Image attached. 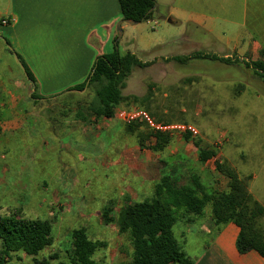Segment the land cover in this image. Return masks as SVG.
Returning <instances> with one entry per match:
<instances>
[{"label":"rangeland","instance_id":"rangeland-1","mask_svg":"<svg viewBox=\"0 0 264 264\" xmlns=\"http://www.w3.org/2000/svg\"><path fill=\"white\" fill-rule=\"evenodd\" d=\"M157 18L158 25L151 26L159 30L166 18ZM147 31L155 32L152 28ZM187 34L193 42L190 47L171 43L149 54L136 49L139 58H150L153 63L135 67L124 88L126 95H149L151 111L157 112L162 121L189 122L198 128L199 135L183 144L185 150L178 146L185 140L184 135L174 134L170 149L156 153L146 147L143 151L135 134H130L127 125L115 117L83 122L74 119L73 112L65 121L81 126L68 127L65 132L74 139H59L55 130L42 122L33 124L32 120L18 130L4 134L0 131V212L53 223V243L39 257L57 255L51 259L52 264H69L72 231L85 227L92 239L105 242L95 256L98 264L129 261V238L120 233L116 220L105 222L104 209L111 208V216L116 219L122 207L153 197L160 178L173 176L177 171L181 172L176 175L181 184L193 185L191 166L204 189H214L222 187V176L210 167H216V161L227 162L264 204V83L253 70L242 65L210 59L186 63L167 60L197 51L228 53L204 33L188 28ZM78 94H86L88 99L94 95L88 88ZM63 96L56 98L63 101ZM47 104L39 103L36 108ZM140 130L149 129L142 126ZM195 139L217 151L204 173L198 172L199 168L195 170L191 158L187 165L178 168L176 164V154L181 151L195 157V146H188V141L194 143ZM154 155H162V159L151 163ZM210 208L208 204L206 210ZM175 232L180 238L179 230ZM6 264H33V257L13 253Z\"/></svg>","mask_w":264,"mask_h":264},{"label":"crops","instance_id":"crops-1","mask_svg":"<svg viewBox=\"0 0 264 264\" xmlns=\"http://www.w3.org/2000/svg\"><path fill=\"white\" fill-rule=\"evenodd\" d=\"M155 1L152 17L133 24L123 18L118 0H0L2 134L18 130L32 120L33 124L42 122L48 129L55 130L54 135L59 139L67 136L74 139L75 136L66 134L65 130L81 126L80 123H67L64 117H58L57 121H51L48 116L42 120L34 117L50 107L36 108L33 105L30 98L35 91L33 83L26 77L14 52L36 77L39 92L46 96L54 95L52 98L84 82L97 57L111 53L115 48L137 55L136 49L149 54L157 49L163 50L171 43L190 47L193 42L187 34L188 28L204 33L208 39L222 46L229 53L225 56L236 53L241 58H261L264 49V0ZM158 15L166 18L159 24V30L151 26L153 23L158 25ZM4 20L9 23L4 24ZM148 28L155 32L149 33ZM140 59L151 61L150 58ZM185 142L182 140L178 145L182 150H185ZM171 146L172 142L166 149ZM188 146L193 148L195 144L188 141ZM195 149V157H190L185 151L176 154V164L178 168L182 167L191 158L195 162V170L199 168L198 172L204 173L211 159L201 163L196 146ZM161 156L154 155L151 163L162 159ZM192 168L189 170L191 177L196 174ZM210 168L216 173L215 167ZM178 174L181 172L173 175ZM221 176L222 187L205 189L208 193L226 187L228 181ZM248 189L261 202L256 192L249 186ZM206 206L203 214L192 216L191 220L184 218L174 226L175 236L194 264H264V257L255 250L240 253L236 246L239 227L233 222L217 225L211 208L206 210ZM175 229L179 230L180 238Z\"/></svg>","mask_w":264,"mask_h":264},{"label":"trees","instance_id":"trees-1","mask_svg":"<svg viewBox=\"0 0 264 264\" xmlns=\"http://www.w3.org/2000/svg\"><path fill=\"white\" fill-rule=\"evenodd\" d=\"M118 1L123 18L137 22L149 20L156 6L155 0ZM19 59L35 84V91L30 97L33 105L48 103L45 107H50L45 113L42 111L39 114L40 120L47 114L51 121H57L58 117L66 118L73 112L76 120L97 121L104 117L113 118L115 107L122 104L130 106L132 103L143 105L157 121L163 120L157 112L151 111L149 95L140 97L124 94L133 69L148 67L153 63L143 61L132 51L121 52L115 48L111 53L99 55L87 79L68 88L62 94L63 101L57 98L54 100V95L41 94L36 77L20 56ZM192 59H210L228 65H242L253 70L264 83V49L258 60L241 58L236 53L225 56L200 51L167 58L180 63ZM86 88L94 93L90 99L86 98V94H78ZM72 105H75L73 109ZM142 126H145L142 122L129 124L127 131L135 134L142 149L148 147L156 153L164 152L172 141V135L140 130ZM184 138L189 140L191 136L185 134ZM201 142L200 139H195L194 144L199 161L205 163L214 158L217 151L203 146ZM215 168L228 181L223 190L208 193L195 175L192 176L193 185L181 184L176 175L162 176L155 185L153 197L128 203L120 209L116 219L111 216V208L104 209L105 222L116 220L120 233L128 236L132 246L130 260L122 264H194L175 236L174 226L184 218L191 220L192 216L203 214L207 204L211 205V214L217 225L233 222L239 227L236 246L240 253L255 250L264 257V205L249 191L247 182L240 178L234 167L225 161H216ZM53 229L54 225L50 220L0 212V264H6L12 254L17 252L32 256L33 264H52L51 259L57 255L49 258L39 256L52 245ZM71 235L69 264H98L95 256L98 249L105 246V242L92 239L85 227L74 228Z\"/></svg>","mask_w":264,"mask_h":264},{"label":"built area","instance_id":"built-area-1","mask_svg":"<svg viewBox=\"0 0 264 264\" xmlns=\"http://www.w3.org/2000/svg\"><path fill=\"white\" fill-rule=\"evenodd\" d=\"M4 24H8L9 21L4 20ZM114 117L125 125L142 122L149 130L153 132L169 133L171 135L189 134L191 137H197L199 135L198 128L189 122H176L167 123L163 121H157L151 113L141 107H115Z\"/></svg>","mask_w":264,"mask_h":264},{"label":"water","instance_id":"water-1","mask_svg":"<svg viewBox=\"0 0 264 264\" xmlns=\"http://www.w3.org/2000/svg\"><path fill=\"white\" fill-rule=\"evenodd\" d=\"M152 10H153V9H152ZM152 10H151V11H152ZM125 21L130 22V23H133V24L138 23L137 21H135V20H130V19H125ZM120 26H121V23H119L118 28H120ZM120 34H122V31H121V30H120ZM14 55H15L16 60L19 62L21 68L23 69V71H24L26 77H27V78L33 83V90H35V84H34V82L29 78V76H28V74H27V72H26V70H25V67H24L23 63L20 61L19 57L17 56V54H16L15 52H14ZM84 90H85V89H84ZM84 90H82V92H83Z\"/></svg>","mask_w":264,"mask_h":264}]
</instances>
